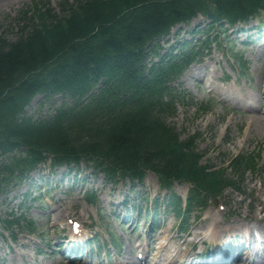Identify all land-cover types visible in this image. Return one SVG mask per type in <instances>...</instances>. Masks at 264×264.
I'll return each mask as SVG.
<instances>
[{"label":"trees","instance_id":"1","mask_svg":"<svg viewBox=\"0 0 264 264\" xmlns=\"http://www.w3.org/2000/svg\"><path fill=\"white\" fill-rule=\"evenodd\" d=\"M262 12L264 0H64L60 12L34 0L15 19L18 37L0 34V199L49 159L53 167L90 163L113 184L143 183L148 171L169 189L190 182L186 209L170 197L177 215L229 187L241 190L256 156H235L229 167L201 164L196 137L182 140L168 122L188 103L176 83L201 49L162 54L161 41L199 13L223 28V20L234 26ZM58 95L65 101L54 107ZM37 96L40 107L29 114ZM45 105L52 112L43 116ZM9 218L6 230L36 229Z\"/></svg>","mask_w":264,"mask_h":264},{"label":"rangeland","instance_id":"2","mask_svg":"<svg viewBox=\"0 0 264 264\" xmlns=\"http://www.w3.org/2000/svg\"><path fill=\"white\" fill-rule=\"evenodd\" d=\"M62 1L64 0H49L50 6L58 12ZM33 3L34 0H0V34L7 32L12 39L18 37V23L15 19H18L20 10L32 6ZM204 21L200 16L189 26L174 28L173 34L164 43L166 49L176 42L178 33L181 34L179 38H185L189 31ZM260 21L264 22V14L247 24H239L238 30L231 28L222 31V36L232 42L231 46L228 48L227 44L216 47L212 45V51L205 60L194 64L188 70L180 80L181 89L188 96V103L182 104L168 121L179 132L182 140L196 137L197 150L204 154L203 164L220 166L222 160L238 155L258 157L254 168L247 172L241 190L229 188L217 201H210L205 209L194 210L189 215V222L181 230V217L172 214L169 221H166L167 224L155 234L154 241L149 243L147 239L139 237L141 229L133 234L129 226L118 228L121 221L115 219L116 216L108 217L111 213L109 211L115 212L117 209L114 200L118 203L125 195H136L137 192L130 190L129 185L121 183L112 187L102 175L90 178V192H96L97 200H89L80 190V186L72 190L74 175L63 178L64 170H61L57 179L63 178V181L51 192L46 191L49 190L46 184V190L37 191L39 188L36 184L25 182L13 187L3 197L0 214L5 216L9 213L25 212L23 218L34 221L36 230L18 228L19 232L11 237L0 227V233L3 234L0 237V264H73L56 246L70 240L68 218L78 220L86 233L89 232L84 235L85 240L87 236L98 234L101 242L108 243L109 235L115 228L125 235L120 251L111 253V259H106L103 264H137L135 257L140 250L144 256L150 257L148 264H182L178 260L188 263L194 255L199 254L198 249L204 247V241L220 245L237 234L246 237L251 232L248 228L254 231L255 236L264 238V46L262 42H252L248 37L260 29ZM192 35L194 34L187 39ZM232 46L233 53L239 51L247 62L245 75L239 69H234L231 59L234 57L230 52L226 53ZM213 97L219 101H229L232 104L230 109L214 105L209 109H202V104H207ZM38 100L39 97L33 102L34 110L38 107ZM31 109L32 106L29 114H33ZM223 166H229V163ZM46 173L42 174V178L46 177ZM48 180L46 178L45 181ZM174 189L185 198L189 187L178 183ZM138 191L148 196L151 205L155 197L161 196L157 177L149 173L144 187L139 185ZM34 197L40 198L33 200ZM251 241L255 243V239L250 240L247 237V243ZM132 242L142 244L140 247H133ZM150 245V250L146 249ZM109 248L105 247L107 250ZM178 252L186 255L177 258ZM174 258H177L176 262ZM242 259L239 262L234 259L235 262L230 264H241ZM202 260L203 258L199 259ZM99 264H102L101 261Z\"/></svg>","mask_w":264,"mask_h":264},{"label":"bare ground","instance_id":"3","mask_svg":"<svg viewBox=\"0 0 264 264\" xmlns=\"http://www.w3.org/2000/svg\"><path fill=\"white\" fill-rule=\"evenodd\" d=\"M168 264H172V262L168 263Z\"/></svg>","mask_w":264,"mask_h":264}]
</instances>
